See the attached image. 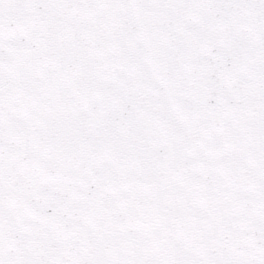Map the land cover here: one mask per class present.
<instances>
[{
	"label": "snow or ice",
	"instance_id": "1",
	"mask_svg": "<svg viewBox=\"0 0 264 264\" xmlns=\"http://www.w3.org/2000/svg\"><path fill=\"white\" fill-rule=\"evenodd\" d=\"M0 264H264V0H0Z\"/></svg>",
	"mask_w": 264,
	"mask_h": 264
}]
</instances>
